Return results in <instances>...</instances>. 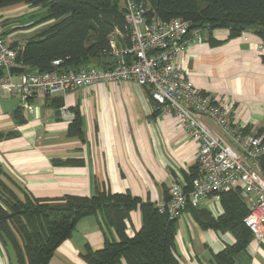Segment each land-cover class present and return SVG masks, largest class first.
Returning <instances> with one entry per match:
<instances>
[{
    "label": "crops",
    "instance_id": "1",
    "mask_svg": "<svg viewBox=\"0 0 264 264\" xmlns=\"http://www.w3.org/2000/svg\"><path fill=\"white\" fill-rule=\"evenodd\" d=\"M34 9L20 4L0 14L9 19ZM34 19L25 25L28 27ZM45 26L38 24L27 30L35 34ZM212 37L221 43L212 44L206 33L202 43L193 42L179 52L176 63L215 102L229 105L231 119L238 126L251 132L264 129V49H260L264 41L253 28L231 39L228 29H215ZM126 44L123 34L113 33L114 48ZM57 99L63 102L60 108H56ZM30 103L34 112L24 111L27 122L16 125L13 112L20 106V99L0 97V132H19L17 137L0 140V163L5 172L1 178L20 197L23 192L37 198L92 196L97 184H106L112 192H131L159 205L165 201V189L173 181H183V172L195 164L198 144L173 116L159 111L149 88L137 83H99L37 97ZM76 109L83 118L84 140L68 136ZM68 159L85 163H54ZM205 202L207 206L202 207L215 215L222 213L220 202L212 198ZM142 225L140 210L133 211L127 234L132 237ZM106 236L119 240L100 216H87L58 247L49 264H88L81 255L86 245L102 249ZM234 243L230 232L203 229L191 213L185 212L178 221L176 254L180 264H214V256ZM0 264H17L13 250L1 241ZM234 264H264V245L252 240L236 255Z\"/></svg>",
    "mask_w": 264,
    "mask_h": 264
},
{
    "label": "trees",
    "instance_id": "2",
    "mask_svg": "<svg viewBox=\"0 0 264 264\" xmlns=\"http://www.w3.org/2000/svg\"><path fill=\"white\" fill-rule=\"evenodd\" d=\"M137 1L148 4L162 20L180 17L190 21L203 35H210L212 44L221 43L212 37V32L221 28L229 30V39L253 28L264 41V0ZM20 4L41 9L29 16L35 18L30 26L43 23L47 26L27 37L21 46L12 44L17 50L18 66L59 73L77 72L91 66L110 69L119 61L112 46L113 33L123 34L127 43L123 48L131 43L123 0H0V11ZM14 23L10 18L1 22L6 34ZM55 60L60 63L55 65ZM262 62L264 64V53ZM149 94L151 96L150 90ZM56 101V108H60L62 100ZM74 113L68 136L84 140L81 112L76 109ZM13 118L16 125L27 122L20 106L13 112ZM242 131L251 132L249 128H242ZM17 136L16 130L0 132V140ZM54 163L82 165L85 162L68 159ZM261 166L264 170V157ZM2 175L5 172L0 163V241L13 250L17 264H49L58 247L72 236L79 221L87 216H100L104 225L119 236V240L106 236L105 245L99 250L87 244L81 255L88 264H122L123 261L126 264H180L176 254L179 219H170L169 215L161 213L158 204L150 199L144 200L131 192H112L106 184H97L92 196L65 194L59 198H37L23 192L24 196L20 197ZM199 176L200 169L194 164L189 171L183 172V181L179 182L189 192ZM240 192L233 190L221 194L220 215L190 203L185 209L203 229L228 231L235 237L233 245L214 256V264H234L236 255L254 240L252 230L244 223L248 207ZM168 195L167 187L165 200ZM135 210H140L143 225L130 237L127 228Z\"/></svg>",
    "mask_w": 264,
    "mask_h": 264
},
{
    "label": "built area",
    "instance_id": "3",
    "mask_svg": "<svg viewBox=\"0 0 264 264\" xmlns=\"http://www.w3.org/2000/svg\"><path fill=\"white\" fill-rule=\"evenodd\" d=\"M125 1L131 43L114 48L119 61L110 69L91 66L69 73L35 70L12 74L10 69L18 66L17 50L0 18V97L17 96L23 111L34 112L30 103L34 98L99 83L133 82L149 88L161 113L173 116L198 144L195 164L200 176L194 179L192 190L186 192L181 182L173 181L168 186L169 198L158 205L159 211L170 219H180L188 203L200 207L209 198L220 202L222 193L240 190L248 207L244 223L254 240L264 245V131L244 133L231 119L229 105L215 102L176 63L179 52L204 41L200 28L180 17L162 20L144 2Z\"/></svg>",
    "mask_w": 264,
    "mask_h": 264
},
{
    "label": "rangeland",
    "instance_id": "4",
    "mask_svg": "<svg viewBox=\"0 0 264 264\" xmlns=\"http://www.w3.org/2000/svg\"><path fill=\"white\" fill-rule=\"evenodd\" d=\"M125 3H126V1L125 0H123V5H124V7H125ZM41 11V9H34L33 11H30L29 13H27V14H24V15H20L19 17H17V18H15L14 19V17L13 18H10V20H13L14 22H16L15 24H12L11 26H10V31H7L9 34L11 33L12 35H11V37H10V40H11V42H12V44L13 43H18L20 46L22 45V44H24V41H25V39H27V37H29V36H31L33 33H34V31H28L27 29H28V27H31L30 25L27 27L26 25H25V23H27V21H29L30 19H32L31 17H29L31 14H33V13H39ZM4 17H6V15H2V14H0V18H4ZM8 18V17H7ZM6 19V18H5ZM5 19H3V20H5ZM2 20V21H3ZM15 25V26H14ZM8 30V29H7ZM25 30H27V31H25ZM36 32V31H35ZM241 193V192H240ZM241 195H242V193H241ZM243 197V196H242ZM207 202H209V201H207ZM207 202H205L204 204H203V206H207ZM218 204V203H217ZM210 206V205H209Z\"/></svg>",
    "mask_w": 264,
    "mask_h": 264
},
{
    "label": "water",
    "instance_id": "5",
    "mask_svg": "<svg viewBox=\"0 0 264 264\" xmlns=\"http://www.w3.org/2000/svg\"><path fill=\"white\" fill-rule=\"evenodd\" d=\"M10 71L12 74L35 72V70L33 68H25L22 66H14L10 69Z\"/></svg>",
    "mask_w": 264,
    "mask_h": 264
}]
</instances>
